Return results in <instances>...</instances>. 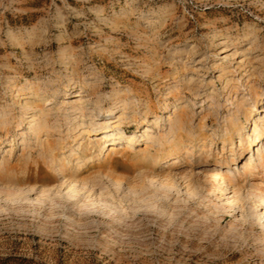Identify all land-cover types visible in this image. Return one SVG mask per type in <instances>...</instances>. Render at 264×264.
<instances>
[{"label": "rangeland", "instance_id": "374dc122", "mask_svg": "<svg viewBox=\"0 0 264 264\" xmlns=\"http://www.w3.org/2000/svg\"><path fill=\"white\" fill-rule=\"evenodd\" d=\"M262 124L264 0H0V264H264Z\"/></svg>", "mask_w": 264, "mask_h": 264}, {"label": "bare ground", "instance_id": "6f19581e", "mask_svg": "<svg viewBox=\"0 0 264 264\" xmlns=\"http://www.w3.org/2000/svg\"><path fill=\"white\" fill-rule=\"evenodd\" d=\"M257 102H258V100H256L254 102L255 109H257L256 108ZM250 113H251V110H248V111L245 112L244 115L246 117H248V115H250ZM229 121H230V119H229ZM88 124L91 125L92 127L98 128V129H101V128H104V127L108 126V125H106V121L97 122L95 120H92V121H89ZM242 128H243L242 124L237 123V122H233L231 120L229 122L228 126L225 129V134L232 136L233 135V131H235V130H239L240 131ZM256 130H257V133H256L255 140L259 139V137L264 134V124L260 125ZM118 133H120V132H118ZM144 135L145 134L138 136L136 134H130V135H128L126 137V140H127L126 142H127L128 145H133L137 141L140 140V136H144ZM155 140L158 141L160 139H155ZM102 149H103V146L102 147L100 146V151H102ZM254 154H257L256 159L259 160L258 164L261 165L263 163V161H264V144L263 145L260 144V146L256 150H254ZM252 161H253L252 159H249V161H246L242 168H245L246 171H248L251 166H254V162H252ZM211 177H212L213 181L217 182L218 184H222L223 181L227 184V186L233 184L232 183V179L227 177L225 175V173H223L220 169H217V170L213 171L211 173ZM226 189H228V188H226ZM69 191H71V192H76L77 191V187H76V185H75L73 180H71L69 182ZM259 198H260V201L264 203V199H262V196H259Z\"/></svg>", "mask_w": 264, "mask_h": 264}]
</instances>
